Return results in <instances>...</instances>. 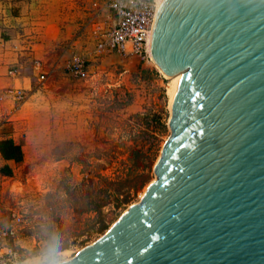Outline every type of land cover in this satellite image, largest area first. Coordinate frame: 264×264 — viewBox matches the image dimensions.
Returning a JSON list of instances; mask_svg holds the SVG:
<instances>
[{
  "label": "water",
  "instance_id": "1",
  "mask_svg": "<svg viewBox=\"0 0 264 264\" xmlns=\"http://www.w3.org/2000/svg\"><path fill=\"white\" fill-rule=\"evenodd\" d=\"M146 52L169 80L154 179L58 264H264V0H156Z\"/></svg>",
  "mask_w": 264,
  "mask_h": 264
},
{
  "label": "rangeland",
  "instance_id": "2",
  "mask_svg": "<svg viewBox=\"0 0 264 264\" xmlns=\"http://www.w3.org/2000/svg\"><path fill=\"white\" fill-rule=\"evenodd\" d=\"M61 1L36 0L31 21L48 12L54 17ZM84 1L77 0L75 24L63 40L74 44L61 47V58L49 56L43 79L30 55L0 53V86L15 69L14 84L23 88L18 105L0 100V124L15 132L23 155L13 182L0 184V220L23 211L20 230L6 241L14 264H58L96 239L154 179L152 168L169 134V80L153 62L94 50L98 33ZM48 38L59 53L57 28ZM73 52L85 62L84 78L62 67ZM108 182L127 191L126 203L113 202Z\"/></svg>",
  "mask_w": 264,
  "mask_h": 264
},
{
  "label": "crops",
  "instance_id": "3",
  "mask_svg": "<svg viewBox=\"0 0 264 264\" xmlns=\"http://www.w3.org/2000/svg\"><path fill=\"white\" fill-rule=\"evenodd\" d=\"M35 1L36 0H0V45H4V51H0V53L4 55L9 54V57H16V55H19V50V52L22 54L30 55L29 57H32L34 59L33 67L37 69L38 77L40 73H43L44 75V71L48 64L50 55L55 57L56 54L58 58H61V56L64 55L61 53L63 51L61 47H63V45H67V43L69 45L74 44L73 42L75 41L71 42L70 40H63L68 36V28L73 27L75 24L74 17L77 14V0H68V3L66 2V0H62L61 3L63 5L60 4L61 7L57 10V13L53 15L54 17L50 18L51 14L50 12H48L47 16L41 15V19H38V21L34 19H32L31 21V13L37 16L36 11L33 12L31 7L32 4H35ZM84 2L85 5H83V8H85L84 12L86 14L87 11L89 12L91 10V4L90 0H85ZM87 6H90L88 7L90 8L89 10L88 8L86 9ZM88 14L87 17L89 16ZM94 20L95 22L91 24V29L97 33V31H95V27L99 29L103 25H107L108 23L106 12H100L97 16L94 17ZM51 27L57 28L58 30L59 38H57L56 40L62 38V41L59 42L58 45H56V48L59 51L57 49L56 50L59 53H55V50H53L55 48L49 47V40H51V38L48 37L49 29ZM35 47L37 48L34 49ZM12 53L14 54V56ZM72 56L80 55L73 52L71 53L69 58H71ZM61 61L62 60H60V63ZM65 61H63L62 67ZM16 76L12 77L11 75L7 74L6 77L9 79V83L5 86H14V79L16 78ZM0 88H2V86H0ZM7 138L11 139L14 144L19 145L22 157L23 155L21 145L18 138H16L15 136V132L12 129L6 128L4 124H0V139ZM20 161L21 159L19 161H15L14 159H4L0 155L1 180L7 179L0 182L2 187L9 186L11 182H13L12 175L16 173L15 171H17ZM6 170H9L10 173H5ZM0 198H2L1 195ZM2 245H5V243H3Z\"/></svg>",
  "mask_w": 264,
  "mask_h": 264
},
{
  "label": "built area",
  "instance_id": "4",
  "mask_svg": "<svg viewBox=\"0 0 264 264\" xmlns=\"http://www.w3.org/2000/svg\"><path fill=\"white\" fill-rule=\"evenodd\" d=\"M90 4L88 18L91 21L103 11L106 12L108 21L103 30L99 28L97 31L94 50L98 53L115 51L126 56H137L144 62H152L147 56L146 41L154 0H90ZM63 68L70 75L78 78H84L87 73L85 62L80 56L67 59ZM16 72L15 69L7 70V74L12 77L16 76ZM43 77V73H40L38 79ZM22 95L21 86L9 85L0 88V100H9L11 107L18 105ZM22 213L23 211H10L5 221L0 220V264H14V251L6 241L14 238L20 230ZM3 243L5 245H2ZM1 249H4L3 253Z\"/></svg>",
  "mask_w": 264,
  "mask_h": 264
},
{
  "label": "trees",
  "instance_id": "5",
  "mask_svg": "<svg viewBox=\"0 0 264 264\" xmlns=\"http://www.w3.org/2000/svg\"><path fill=\"white\" fill-rule=\"evenodd\" d=\"M0 155L4 159H14L15 161H19L21 159V150L19 145L14 144L11 139H0ZM5 173L9 174L10 171L6 170ZM110 193L108 196L113 198V202L116 204L126 203V193L127 191H122L121 186L117 185L115 182H108ZM119 195H123V199L119 200Z\"/></svg>",
  "mask_w": 264,
  "mask_h": 264
},
{
  "label": "clouds",
  "instance_id": "6",
  "mask_svg": "<svg viewBox=\"0 0 264 264\" xmlns=\"http://www.w3.org/2000/svg\"><path fill=\"white\" fill-rule=\"evenodd\" d=\"M37 264H39V261H37Z\"/></svg>",
  "mask_w": 264,
  "mask_h": 264
},
{
  "label": "bare ground",
  "instance_id": "7",
  "mask_svg": "<svg viewBox=\"0 0 264 264\" xmlns=\"http://www.w3.org/2000/svg\"><path fill=\"white\" fill-rule=\"evenodd\" d=\"M154 1H156V0H154ZM53 264H56V263H53Z\"/></svg>",
  "mask_w": 264,
  "mask_h": 264
},
{
  "label": "snow or ice",
  "instance_id": "8",
  "mask_svg": "<svg viewBox=\"0 0 264 264\" xmlns=\"http://www.w3.org/2000/svg\"><path fill=\"white\" fill-rule=\"evenodd\" d=\"M153 239H155V237H153Z\"/></svg>",
  "mask_w": 264,
  "mask_h": 264
}]
</instances>
